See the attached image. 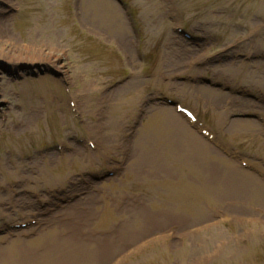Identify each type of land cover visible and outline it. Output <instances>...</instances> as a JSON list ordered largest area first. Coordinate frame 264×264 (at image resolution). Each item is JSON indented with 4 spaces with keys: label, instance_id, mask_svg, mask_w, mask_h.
<instances>
[{
    "label": "rangeland",
    "instance_id": "obj_1",
    "mask_svg": "<svg viewBox=\"0 0 264 264\" xmlns=\"http://www.w3.org/2000/svg\"><path fill=\"white\" fill-rule=\"evenodd\" d=\"M120 2L0 0L20 42L50 21L61 65L0 58V264L67 245L77 264H264V0ZM165 98L214 133L205 152L167 123L198 174L142 144ZM257 178L260 201L237 191Z\"/></svg>",
    "mask_w": 264,
    "mask_h": 264
},
{
    "label": "bare ground",
    "instance_id": "obj_2",
    "mask_svg": "<svg viewBox=\"0 0 264 264\" xmlns=\"http://www.w3.org/2000/svg\"><path fill=\"white\" fill-rule=\"evenodd\" d=\"M2 1H5V0H2ZM9 7L13 8V6L11 5ZM97 8H99L104 13L108 14L110 18L114 17V10L111 9L110 6L102 4V5H98ZM0 13H3V12L0 11ZM3 19L5 20V18ZM38 23L40 27L37 28V30L41 29L43 34L45 33L46 38L44 36L43 38L38 39V37L35 38L33 35H30L29 36L30 38L28 41L20 42L17 39H15L14 36L10 35V33L6 29L1 30L0 32V54L2 55H0V58L4 56L6 61L8 62L11 61L10 62L11 64H13L12 62H14L13 65L15 66H18L19 64L16 62H21L23 60H25L26 62H30V63L34 62L35 60L37 62L42 61L46 63L54 62L53 63L54 67L58 70H61V65L57 63V61L60 58V54L53 53V49H55L56 46L52 45L53 42L49 39L50 34H52V31L48 30V27L50 26V21L48 19L41 18ZM27 27L29 29L31 26H27ZM45 39L50 40L51 43L49 44L48 42L46 43ZM33 45L35 47L36 46H39V47L46 46L48 47V50L45 51L44 48L34 49V47L32 48ZM13 56L15 58H12ZM41 80L45 81V78H42ZM77 110L78 109L76 107V112ZM156 110L159 113H162V114L164 113L166 118L165 116H159V115H154V114L152 115L149 114L147 116L144 122V126H145L147 133L149 134V137L144 138V140H142V144L145 147L151 146L150 144H148V142L150 143L151 138H153L152 139L153 145L158 146L159 149L166 154V157L170 159L171 161L172 170L175 172L176 170H178L180 175H182L181 172H186V171L187 172L191 171L195 174L200 173V171H202V168L195 165V160H197V158L194 156L185 155L187 148L182 149L183 147L182 143L180 141L178 142L175 141L173 137L174 135H172L171 130L169 126L167 125V123L172 127H174V124H177V127L180 128L177 136H180V139H182L183 138L182 134H184L185 138H187L190 142H192L191 144L192 147L194 146L201 147L203 148L205 152L207 151L206 148L216 151L215 148L211 147L208 143H205L204 141H202L201 135L197 134L189 126V124L187 123L188 120H185V118L182 116L181 113H177L174 109H171L168 105L158 106ZM243 122H244V119H238L236 123L234 122V124L240 126L243 124ZM235 128L237 129V127ZM243 129L245 130V128ZM172 140L174 143L172 142ZM231 162H229V164L226 163L228 167L230 166L229 168L228 167L227 168L228 169L232 168L235 170V167L232 166ZM244 173H246L247 175H250V172L249 173L244 172ZM209 181L212 182L210 178H209ZM261 181L262 180H258L254 182L252 180V182L248 181L249 183H247V181L243 180L239 182V188L237 189V191H239L240 189L242 193L250 196L248 197L249 199L256 198V200L260 201L261 200L260 192L259 190H256V187L261 186L260 184ZM187 189L189 190L191 189L192 191L194 188L192 186H189ZM49 230L50 228L47 231ZM68 247L69 246L67 245L64 247L65 250H62L63 251L62 253L68 256L65 263L77 264L79 261L82 260L81 256L77 255L80 248L78 247V245L74 247V249H71V250L67 249ZM57 251H60V250H56V249L51 250V248L50 249L48 248L46 252L47 256L45 258L40 256L39 257L40 259L37 260V259H33V256H29V259L32 262L28 263L26 257L25 258L22 257L21 263L19 264H62L63 262L62 257L64 255L62 257L55 256L57 253H59Z\"/></svg>",
    "mask_w": 264,
    "mask_h": 264
}]
</instances>
